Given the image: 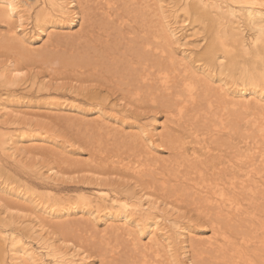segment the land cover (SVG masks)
Returning <instances> with one entry per match:
<instances>
[{
    "label": "bare ground",
    "instance_id": "6f19581e",
    "mask_svg": "<svg viewBox=\"0 0 264 264\" xmlns=\"http://www.w3.org/2000/svg\"><path fill=\"white\" fill-rule=\"evenodd\" d=\"M40 1L34 20L41 18V21L35 26L40 28L44 23L46 26L37 29L32 39L25 31L24 12L19 8L20 2H26L28 8L24 11L28 12L36 0H0V18L5 15L11 21L16 20L15 25H8L10 40L22 38L30 44L44 34L43 40L49 42L54 26L48 25L45 16L55 18V24L59 23V28L66 31L65 36L70 35L66 39H71L69 45L73 49L64 48L59 53L55 41L44 48L52 53L46 55L53 60L47 67L49 76L93 78L100 85L117 90L121 98L129 100L128 104L142 107L144 102L148 103L151 109L164 115L161 130L157 131L162 132L158 133L160 142L164 141L171 152L169 158H159L158 149L150 140L152 136L137 142L138 166L116 160L118 169H128L136 182L147 189V194L138 195L135 201L99 189L94 196L85 195L82 205H59L47 199V204H40L43 210L54 218L79 212L92 220L94 212L101 211L100 215L108 223L97 239L110 247L102 253L103 264H167L164 257L167 253L160 254L162 246L156 232L159 227H155L159 219L156 221L146 213V209L153 210L155 204H159L157 200L162 199L160 202L172 209L184 207L193 212L198 221L211 228L207 237L188 239V243L182 245L190 264H264V0H177L186 15L185 21L190 26L197 24L203 32L205 41L194 59H190L191 55H186V59L176 55L171 47L172 38L177 40L176 32L164 15L161 14L160 21L154 11H148V7L151 9L149 0H124L128 5H124L123 10L126 17L122 20L120 16L116 21L109 12L113 0ZM160 1L156 4L162 13ZM117 5L114 8H120ZM101 9L107 16L98 19L97 12ZM74 23L79 24L76 30H73ZM96 26L104 32H95ZM248 30L253 34L250 44H247L251 35L246 36ZM15 63L7 72L20 71ZM207 71L214 72L223 85L210 80L204 84L200 74L209 77ZM15 77L13 83L19 81L18 76ZM228 82L235 88L230 97L225 92L229 89ZM96 100L93 104L99 116L105 99ZM127 105L119 112L129 109ZM151 119L157 122L155 116ZM102 121L103 126L104 119ZM155 122L150 123L154 129ZM96 126V130H102L101 125ZM116 129L118 131V127ZM187 137L195 144L191 152L184 146ZM20 140L18 136L17 142ZM95 140L94 148L104 142L99 136ZM10 142H14L11 136L2 134L1 149L6 156L15 159ZM158 159H162V163ZM136 182L133 187H137ZM127 190L135 194L131 187ZM6 191L25 198V192L20 190L6 187ZM3 204L0 200V207ZM163 220L175 229L177 236L184 235L185 227L171 218ZM29 223L32 233L29 241L37 245L38 254L44 251L43 255L50 257L54 264H89L85 249L79 251L80 247L73 243L58 246L45 239L41 232L48 221L35 215L29 218ZM18 231V228L0 229V264H36L35 249ZM143 233L150 236L140 244ZM118 236H123L132 248L131 256L115 255L110 238ZM170 248L167 252L172 256L173 247Z\"/></svg>",
    "mask_w": 264,
    "mask_h": 264
},
{
    "label": "rangeland",
    "instance_id": "374dc122",
    "mask_svg": "<svg viewBox=\"0 0 264 264\" xmlns=\"http://www.w3.org/2000/svg\"><path fill=\"white\" fill-rule=\"evenodd\" d=\"M149 1L147 3L151 9L148 7V11L151 13L154 11L156 18H161L164 15L165 19L172 25L171 28L175 30L177 40L172 38L173 45L171 47L174 48L176 55L184 59H186V55H191L190 59H194L195 53L201 49L205 40H202L203 32L197 24L190 26L188 21H185L186 15L182 13L181 2L177 0ZM151 1L155 3L153 4ZM158 1L164 10L162 13L157 6ZM112 2L113 7L109 12H112L113 19L116 21V18L121 16L119 19L123 20L126 17V14H123L124 5H126L124 0L121 2L113 0ZM115 5L120 6V8H114ZM152 6L156 8H152ZM40 7L41 1L36 0L33 7L26 12L24 9L28 8L27 3L20 2L19 9L23 10L22 13L24 12L25 31L29 33L28 36L32 39L37 34V29H43L46 26L45 23L40 28L35 26L41 21V18L34 20V13ZM103 7L106 9L105 6ZM104 13L101 9L97 12V18H105L107 15ZM45 18L48 25L54 26L50 30L51 37H47H50L51 41L43 40V34V38L31 42V45L28 44V41H23L20 36L21 40H10L8 25L11 26V23L15 25L16 20L11 21L5 15L0 18V108L6 107L0 110V138L4 133L10 135L14 141L10 143L16 154L15 159L6 156L0 145V200L4 203L3 207H0V229L10 231L18 228L17 233L29 241L32 237V233L28 229L31 225L29 218L36 215L50 224L44 225L41 232L50 243L58 246L73 243V245L80 247L79 251L86 250V254H84L89 256V264H103L100 261V258L104 256L102 253L110 250V247L108 248L104 243L98 242L102 229L108 223L100 215L101 211L99 213L94 212V220L89 215L84 213L81 215L79 212L69 215L62 214L60 217L54 218L50 217L40 204H47V199H51L59 205L74 204V206H79L83 204L82 200L85 195L94 196L99 189H106L122 197L127 196L128 199L131 198L134 201L138 195L147 194V189L136 182V178L131 176L128 169L122 170L118 169V166L116 167V160L128 161L138 166L137 142L140 139L148 140L147 137L151 138L152 136L150 140L154 141L153 144L158 149L159 158L161 157L163 160L169 158L171 152L167 150L168 145L164 141L160 142L158 133L162 132L157 131L161 130L160 121L164 119V115L162 112L151 109V106L149 107V104L144 101L145 105L142 107H138L136 104H128L129 100L121 98L122 96L117 90L107 87L106 84L101 83L100 85L93 78L87 80L84 76L74 75L50 77L47 67L53 60L46 55L51 56L52 53L44 48L55 41L58 42L59 47L56 50L59 53L64 48L70 50L71 39H66L70 35L65 36L66 31L59 28L61 27L59 23L55 24V18L49 19L47 16ZM159 20L161 21L162 18ZM98 23L100 22L98 21ZM74 24L73 30L78 29L79 24ZM139 25H141L140 20H138V28L141 29ZM162 30H165L163 25ZM100 31L104 32L98 30L96 26L95 32ZM246 33V36L251 33L248 37L249 41L247 40V44H250L253 34L250 30ZM115 34L119 33L115 32ZM167 35L169 34L167 33ZM64 41L68 44L63 43ZM71 48L73 49V47ZM10 60H12L11 63ZM13 63L21 68L19 72H7ZM207 73L211 76L200 74L204 84L210 80V82L220 86L223 85L214 72L207 71ZM15 76H18L19 81L13 83ZM226 87L229 89L225 92H228L229 95H227L230 97L232 91L235 90L234 84L228 82ZM95 98L100 102L105 99V106L101 107L103 110L99 116H97L95 109L96 105L93 104ZM125 105L129 109H125L126 112L124 111V113L119 112L121 111L119 109ZM5 112H8V115ZM105 114L111 116L108 117ZM154 116L157 122L151 119ZM102 119L105 122L104 127L102 126ZM106 121L110 123L106 124ZM153 122H155L156 130L150 124ZM96 125H101L102 130H96ZM149 125L151 126L149 127ZM114 127H118V131ZM97 135L104 142L101 141L102 144H96L94 148L92 142L96 141ZM18 136H21V140L17 142ZM138 136L141 137L138 138ZM184 142L187 151L191 152V147L195 145L193 141L187 137ZM98 154L100 157H97ZM162 159H160L161 162L159 159L157 161L162 163ZM55 171H58L57 174H54ZM135 182L138 184L137 187H133L136 186V184L134 185ZM6 187L25 192V198H17L16 195L7 192ZM128 187H131L135 194L132 195L131 190H127ZM145 194L143 197L146 198ZM160 201L162 199L157 200L159 204H155L153 210L146 209V213L155 217L156 221L159 219L155 227H159L156 232L158 241L162 246L160 254L167 253L164 255L167 258V264H190L188 253L185 254L182 251L186 240L205 238L210 234L211 228L209 225L198 221L194 213L188 212L184 207H180L179 210L172 209L171 206ZM146 204L144 205L148 208L149 203ZM163 218H171L179 226L185 227L184 235L177 236L175 229L168 226L167 219L163 220ZM49 220H52L53 223ZM143 234L140 244L148 241L150 236L147 233ZM90 235H94V237ZM110 239V246L113 245L112 248H114L116 256L129 257L132 255L130 251L132 248L129 247L130 245L128 246L123 236L111 237ZM30 244L36 252L37 245L34 242H30ZM170 247H173L172 256L169 255V251L167 252L168 249L171 251ZM40 252L42 254L36 252V264H54L50 257L43 255L44 251Z\"/></svg>",
    "mask_w": 264,
    "mask_h": 264
}]
</instances>
